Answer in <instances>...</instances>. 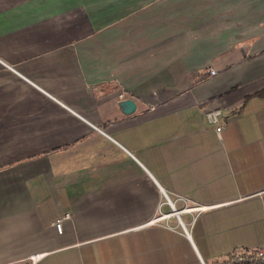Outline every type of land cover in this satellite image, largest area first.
<instances>
[{
    "label": "crops",
    "instance_id": "crops-1",
    "mask_svg": "<svg viewBox=\"0 0 264 264\" xmlns=\"http://www.w3.org/2000/svg\"><path fill=\"white\" fill-rule=\"evenodd\" d=\"M263 88L264 0H0V264L263 245Z\"/></svg>",
    "mask_w": 264,
    "mask_h": 264
},
{
    "label": "built area",
    "instance_id": "built-area-1",
    "mask_svg": "<svg viewBox=\"0 0 264 264\" xmlns=\"http://www.w3.org/2000/svg\"><path fill=\"white\" fill-rule=\"evenodd\" d=\"M210 73L214 74V71L211 70ZM204 115H205L207 122L210 123L211 125H213L215 131L217 133H219L222 129L221 122L224 119L223 109L222 108H210V109L205 110ZM207 207L208 206L196 204L193 207H184L182 210H179L178 212L185 211V210H189L190 212H192L191 210L199 212V211H202L203 209H205ZM166 215H169V214H165L164 216H166ZM69 217L70 216L68 213H64L55 219L54 226L56 227L57 231L61 232L63 220L68 219ZM157 219L158 218H155V219L151 220V222H154ZM247 250L254 252L258 256H264V244L261 246H258L256 248H251V249H247ZM44 256H45V252H38V253L29 254L28 256H26L20 260L10 261V262H6L4 264H35Z\"/></svg>",
    "mask_w": 264,
    "mask_h": 264
},
{
    "label": "trees",
    "instance_id": "trees-1",
    "mask_svg": "<svg viewBox=\"0 0 264 264\" xmlns=\"http://www.w3.org/2000/svg\"><path fill=\"white\" fill-rule=\"evenodd\" d=\"M264 93V88L256 94ZM220 264H264V256H258L247 249L240 255L232 254L225 261Z\"/></svg>",
    "mask_w": 264,
    "mask_h": 264
},
{
    "label": "water",
    "instance_id": "water-1",
    "mask_svg": "<svg viewBox=\"0 0 264 264\" xmlns=\"http://www.w3.org/2000/svg\"><path fill=\"white\" fill-rule=\"evenodd\" d=\"M118 106L120 107L122 112H124L125 114L132 113L136 108L135 102L131 98H126V99L120 100L118 102Z\"/></svg>",
    "mask_w": 264,
    "mask_h": 264
},
{
    "label": "rangeland",
    "instance_id": "rangeland-1",
    "mask_svg": "<svg viewBox=\"0 0 264 264\" xmlns=\"http://www.w3.org/2000/svg\"><path fill=\"white\" fill-rule=\"evenodd\" d=\"M182 209H183V208H181V209H179V210H182ZM179 210L176 209V211H179Z\"/></svg>",
    "mask_w": 264,
    "mask_h": 264
}]
</instances>
